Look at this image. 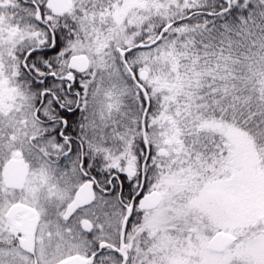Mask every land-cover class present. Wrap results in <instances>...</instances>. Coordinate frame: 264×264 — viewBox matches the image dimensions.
Returning <instances> with one entry per match:
<instances>
[{"label":"snow or ice","instance_id":"1","mask_svg":"<svg viewBox=\"0 0 264 264\" xmlns=\"http://www.w3.org/2000/svg\"><path fill=\"white\" fill-rule=\"evenodd\" d=\"M0 264H264V0H0Z\"/></svg>","mask_w":264,"mask_h":264}]
</instances>
